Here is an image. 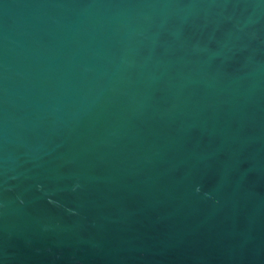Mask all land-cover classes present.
I'll return each mask as SVG.
<instances>
[{
    "label": "water",
    "instance_id": "water-1",
    "mask_svg": "<svg viewBox=\"0 0 264 264\" xmlns=\"http://www.w3.org/2000/svg\"><path fill=\"white\" fill-rule=\"evenodd\" d=\"M0 264H198L31 0H0Z\"/></svg>",
    "mask_w": 264,
    "mask_h": 264
}]
</instances>
